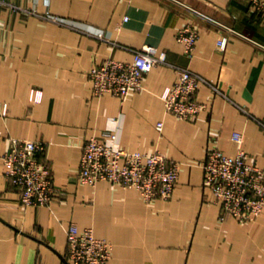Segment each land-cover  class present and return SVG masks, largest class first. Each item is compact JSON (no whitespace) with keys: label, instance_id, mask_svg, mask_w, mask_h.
<instances>
[{"label":"crops","instance_id":"obj_1","mask_svg":"<svg viewBox=\"0 0 264 264\" xmlns=\"http://www.w3.org/2000/svg\"><path fill=\"white\" fill-rule=\"evenodd\" d=\"M180 1L188 8L173 0H0V264H70L71 224L113 244L108 264H264V212L221 221L203 168L215 147L229 155L242 147L264 167V13L250 0ZM188 25L199 28L192 57L177 39ZM147 44L169 64L156 66L142 91L94 96L93 67L133 62ZM181 68L206 80L197 99L208 107L192 121L168 114L162 97ZM120 117L124 148L181 163L170 200L147 203L135 189L79 182L85 143ZM12 138L46 144L40 159L58 193L50 204L25 206L6 176Z\"/></svg>","mask_w":264,"mask_h":264},{"label":"built area","instance_id":"obj_2","mask_svg":"<svg viewBox=\"0 0 264 264\" xmlns=\"http://www.w3.org/2000/svg\"><path fill=\"white\" fill-rule=\"evenodd\" d=\"M188 8L180 0H173ZM264 13V0H250ZM49 19L59 18L48 15ZM127 20V18H126ZM74 26V25H72ZM87 33L104 38L101 30ZM199 38V28L188 25L179 30L177 39L185 53L192 57ZM228 37L218 41V48L226 50ZM168 63L167 53L153 45H144L136 51L133 62L109 58L93 67L90 80L94 96L111 94L125 99L142 91L146 76L156 67ZM206 80L198 73L181 68L179 80L163 94L166 112L183 121L196 119L208 107L197 99V93ZM163 122L157 124L159 131ZM122 118H113L101 136H93L83 147L78 180L96 186L108 181L114 186L137 190L145 202L170 200L179 182L181 163L170 160L160 151L143 153L130 151L121 144ZM232 139L240 146L245 137L234 132ZM46 144L40 140L12 138L11 147L3 155L6 176L20 191L25 206H46L57 197L49 165L40 159ZM204 185L221 204V221L235 218L242 223L257 220L264 212V167L249 161V153L242 147L234 155L219 148L208 151L203 163ZM113 244L96 236L93 228L80 229L71 224L67 232V260L70 264H108L113 256Z\"/></svg>","mask_w":264,"mask_h":264}]
</instances>
